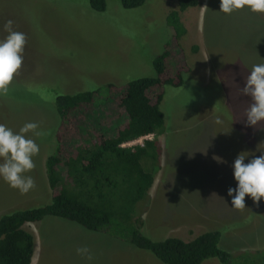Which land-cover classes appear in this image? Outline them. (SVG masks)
Instances as JSON below:
<instances>
[{
  "label": "rangeland",
  "instance_id": "1",
  "mask_svg": "<svg viewBox=\"0 0 264 264\" xmlns=\"http://www.w3.org/2000/svg\"><path fill=\"white\" fill-rule=\"evenodd\" d=\"M103 1V11L97 12L89 0H0V40L8 35V20L27 36L22 67L8 94L0 95V123L19 132L35 122L38 131L47 133L27 134L40 148L33 157L35 169L26 173L34 178V189L21 194L0 178V217L50 202L55 191L46 183L45 159L59 147L62 160L73 147L87 145L90 132L113 136L125 121L117 106L120 87L152 77L151 60L172 40L164 18L176 10V0H147L134 9H123L119 0ZM197 1L198 6L178 14L185 35L178 47L167 48L166 73L180 72L181 85L163 87L158 104L162 136L139 141L155 140L159 152L148 168L141 161L152 183L135 204L134 218L139 233L150 241L188 242L214 230L220 233V249L252 259V253L264 255V198L257 206L246 196V208L236 210L228 189L237 187L232 167L237 155L247 152V163L264 152V122L247 125L244 110L251 97L240 92L252 66L264 63V13L245 7L225 14L220 0ZM97 89L101 91L90 104L58 122L57 95ZM147 95L152 99L153 90ZM130 143L124 148L137 146ZM22 229L33 239L30 264H160L129 245L125 234L116 238L107 231L89 232L53 217ZM84 246L91 261L76 252ZM201 264L218 263L208 259Z\"/></svg>",
  "mask_w": 264,
  "mask_h": 264
},
{
  "label": "trees",
  "instance_id": "2",
  "mask_svg": "<svg viewBox=\"0 0 264 264\" xmlns=\"http://www.w3.org/2000/svg\"><path fill=\"white\" fill-rule=\"evenodd\" d=\"M145 1L119 0V4L123 9H134ZM89 6L101 12L104 1L89 0ZM196 6L197 0H176V10L169 11L164 18L166 26L172 30V40L166 42L151 60L153 76L120 87L117 106L125 121L115 134L108 137L99 130L101 135L90 132L87 145L73 147L62 160L59 158L61 149L57 147L44 161L48 189L55 191L50 202L0 217V264H30L33 239L22 226L39 222L44 217L64 220L89 232L107 231L116 238L125 234L129 245L149 253L160 264H201L208 259H214L218 264H264V255L260 253H252L253 258L248 259L245 253L234 257L220 249L218 231L203 232L184 242L177 238L150 241L137 230L140 223L138 217L134 218V206L145 197L152 183V176L140 164L144 161L148 168L149 162H156L159 148L155 140L130 148L120 145L147 135H162L163 115L158 104L163 87L181 85L180 72L171 76L166 73L170 55L167 48L170 44L177 46L185 35L178 14ZM109 87L113 86L107 85ZM151 89L154 92L152 99L147 95ZM100 91L57 95L54 107L58 122L65 121L68 114L81 105L90 104L93 95ZM59 167L63 170H58Z\"/></svg>",
  "mask_w": 264,
  "mask_h": 264
},
{
  "label": "clouds",
  "instance_id": "3",
  "mask_svg": "<svg viewBox=\"0 0 264 264\" xmlns=\"http://www.w3.org/2000/svg\"><path fill=\"white\" fill-rule=\"evenodd\" d=\"M247 7L254 13H264V0H220V12L231 14L235 10ZM203 8L207 9V5ZM13 21L4 24L8 33L0 40V95H7L14 76L20 71L23 64V52L27 43L25 33L13 29ZM241 94L251 97V103L244 110L248 126H256L264 122V63L254 64L250 75L246 77V84L240 90ZM217 123L220 120L217 119ZM39 125L35 122L24 124L19 132H14L5 124L0 123V178H3L10 187L18 189L21 194H27L36 184L32 176L26 173L34 170L36 165L33 157L39 154V145L27 134L33 133L36 137L47 135L38 131ZM249 155L241 152L232 165L236 188L228 189V196L232 197L231 205L236 210L246 208L245 197L249 196L259 205L264 198V152L253 156L246 163ZM218 163H224L220 157H213ZM235 193V195H233ZM78 255L91 261L93 255L87 246L76 249Z\"/></svg>",
  "mask_w": 264,
  "mask_h": 264
},
{
  "label": "built area",
  "instance_id": "4",
  "mask_svg": "<svg viewBox=\"0 0 264 264\" xmlns=\"http://www.w3.org/2000/svg\"><path fill=\"white\" fill-rule=\"evenodd\" d=\"M142 138H145V137H142ZM140 139H141V138H139V139H137V140H134V141H131L130 144H132V143H137V145L141 146V144H139ZM128 144H129V143H124V144L120 145V147H121V148H124V147H126V145H128Z\"/></svg>",
  "mask_w": 264,
  "mask_h": 264
},
{
  "label": "crops",
  "instance_id": "5",
  "mask_svg": "<svg viewBox=\"0 0 264 264\" xmlns=\"http://www.w3.org/2000/svg\"><path fill=\"white\" fill-rule=\"evenodd\" d=\"M162 136V135H161ZM161 136H159V137H161Z\"/></svg>",
  "mask_w": 264,
  "mask_h": 264
}]
</instances>
